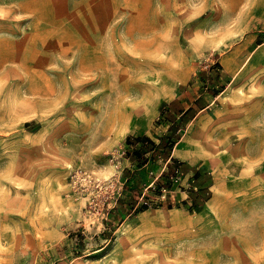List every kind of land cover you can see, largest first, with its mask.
<instances>
[{"label":"rangeland","instance_id":"1","mask_svg":"<svg viewBox=\"0 0 264 264\" xmlns=\"http://www.w3.org/2000/svg\"><path fill=\"white\" fill-rule=\"evenodd\" d=\"M196 76L221 93L167 163L202 205L112 120ZM0 264H264V0H0Z\"/></svg>","mask_w":264,"mask_h":264},{"label":"trees","instance_id":"2","mask_svg":"<svg viewBox=\"0 0 264 264\" xmlns=\"http://www.w3.org/2000/svg\"><path fill=\"white\" fill-rule=\"evenodd\" d=\"M217 91L218 90H213V92L215 93ZM184 111V108L177 100H173L167 104H162L160 107L159 117L160 119L165 118L166 120L172 122L169 128V132L166 135L162 136L157 143L146 136H127V142L133 145L140 143V147L138 149H127L126 158L136 164V166L139 168L145 166L151 161L154 162L155 160L161 159L162 161L168 162L169 160H171V149L184 132V122H186L187 119H191L195 114V112H191V109L189 108L185 112V114L187 115L186 118L184 117L177 122V115L181 114ZM178 163L180 165H174L170 162L167 163V170L161 174L162 178H168L171 174H173L175 166L179 167L180 171H182L183 173L192 171V186L187 189V194L192 202H199V205H202L204 201L209 199L211 196V191L209 190L208 186H204L200 181L202 170L199 167L184 169L185 164L180 161H178ZM134 181L138 183L139 180L137 179V177H135ZM159 185L160 183H157V188L154 189L155 192L156 190H158ZM132 206H134V204H132ZM147 206L148 205L146 203L142 205L143 208H146Z\"/></svg>","mask_w":264,"mask_h":264},{"label":"crops","instance_id":"3","mask_svg":"<svg viewBox=\"0 0 264 264\" xmlns=\"http://www.w3.org/2000/svg\"><path fill=\"white\" fill-rule=\"evenodd\" d=\"M38 57V63L35 64L36 67L42 68L43 65H41L42 62H44V56L42 54H39ZM21 58H27L26 53H22ZM11 54L6 53L5 58H10ZM22 68V67H21ZM204 82L200 80L198 76L193 77L190 81L188 79H185L184 81L180 82L174 89L171 91H168L166 94H164L159 101L162 102V104H167L173 100L179 101L180 105L184 108V112L177 115L176 121H180L182 118H186L185 112L190 108L191 112H195L194 116L191 119H187L186 122H184V132L180 136V138L177 140V143H180V140L182 137L189 132V140L190 137L194 135V129H195V123L196 119L200 116V114L207 113L214 109L215 104L219 98L220 91H217L216 93L213 92V89H209V86H203ZM217 87V85L215 86ZM212 88V87H210ZM160 116V110H156L155 113L150 118H146L143 116L141 119H139L138 122H135L132 124L131 128L129 129V133L127 136L131 137H138V136H146L151 138L156 143L159 142L160 138L164 135H166L169 132L170 125L172 122L166 120L165 118H162L157 124V126H154L153 129L151 128L152 123L155 121L156 118ZM138 130L139 133H135ZM179 130V128H178ZM193 133V134H192ZM191 145H195V141H191ZM130 149H138L140 147V143L133 145L126 141L125 144ZM128 160V158H125ZM130 162V160H128ZM192 174V171H188L185 178H188Z\"/></svg>","mask_w":264,"mask_h":264},{"label":"built area","instance_id":"4","mask_svg":"<svg viewBox=\"0 0 264 264\" xmlns=\"http://www.w3.org/2000/svg\"><path fill=\"white\" fill-rule=\"evenodd\" d=\"M167 170V162L164 165V169L154 176V179L146 184L145 189L153 190L157 188V183L159 185L158 192L161 198H166L172 192L173 186L184 187L185 191L192 186L191 175L188 178H185L187 173L180 171L179 167H174V173L171 174L168 178L163 179L162 173ZM150 174H153V171H150ZM169 184V185H168ZM146 204H149L148 201H145Z\"/></svg>","mask_w":264,"mask_h":264},{"label":"bare ground","instance_id":"5","mask_svg":"<svg viewBox=\"0 0 264 264\" xmlns=\"http://www.w3.org/2000/svg\"><path fill=\"white\" fill-rule=\"evenodd\" d=\"M88 68H90V67H88ZM96 82H94V84H95ZM92 85V84H91ZM101 85V84H100ZM95 98V97H94ZM90 99H92V98H90ZM82 101V100H81ZM85 101V100H84ZM79 102V101H78ZM100 102V101H99ZM107 102V101H106ZM89 103H91V102H89ZM105 103V102H104ZM99 104V103H98ZM102 104V103H101ZM103 105H105V104H103ZM113 105V104H112ZM99 106V105H98ZM98 106H96V107H94V110H93V113H92V115H91V118L92 119H94V117L96 116V113H97V111H98ZM101 107H102V105H101ZM116 108V107H115ZM129 108H131V110L132 111H127V109H129ZM107 109V108H106ZM139 109H137V108H134V106L131 104V103H129V102H127V103H123L122 104V106H121V108L119 109V111L116 113V116L114 117V116H112V120L114 121V119L116 118V119H119L120 120V123H121V125H124L126 128H129V127H131V121H132V119H134V116H133V114H134V112H137ZM100 111V110H99ZM103 111V110H102ZM134 111V112H133ZM100 113V112H99ZM98 113V114H99ZM103 113V112H102ZM108 113V112H107ZM137 114V113H136ZM140 115V114H139ZM100 117V116H99ZM101 117H103L102 116V114H101ZM100 117V118H101ZM105 117H107V115L105 116ZM104 117V118H105ZM98 118V117H97ZM96 118V119H97ZM138 121H139V119H141L142 117L141 116H137V117H135ZM100 120V119H99ZM102 121H103V119H101ZM104 120H106V119H104ZM118 121V120H117ZM101 122V121H100ZM112 122V121H111ZM116 123V122H115ZM119 123V122H118ZM97 125H99V124H97ZM106 125H107V123H106ZM129 126V127H128ZM100 127V126H99ZM98 127V128H99Z\"/></svg>","mask_w":264,"mask_h":264}]
</instances>
